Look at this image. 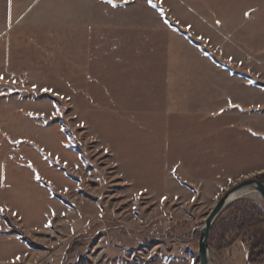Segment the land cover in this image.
<instances>
[{
	"label": "rangeland",
	"instance_id": "1",
	"mask_svg": "<svg viewBox=\"0 0 264 264\" xmlns=\"http://www.w3.org/2000/svg\"><path fill=\"white\" fill-rule=\"evenodd\" d=\"M156 2L208 37L201 48L174 39L139 2L138 78L168 72L169 98L130 96L133 66L122 76L123 66L98 63L111 32L140 17L96 0H0V264H200L211 210L264 174V88L211 58L264 83V0ZM184 84L191 94L180 95ZM255 205L264 208L258 193L239 197L217 220ZM246 242L221 251L210 241V264H252Z\"/></svg>",
	"mask_w": 264,
	"mask_h": 264
},
{
	"label": "crops",
	"instance_id": "2",
	"mask_svg": "<svg viewBox=\"0 0 264 264\" xmlns=\"http://www.w3.org/2000/svg\"><path fill=\"white\" fill-rule=\"evenodd\" d=\"M96 1L100 2V4H102L103 6H107V8L115 12H118V13L121 12L124 17H140L141 19L139 20L140 22L136 20L138 22L131 21L130 23L128 22L129 20H125L124 23H127L126 25H131L132 27L131 30L129 31L127 29H123L125 27L123 28L120 27L121 28L120 31L111 32V36H110L111 44H106V47H104L105 50L108 49L105 51L107 54V57L102 58L103 56H100V53L98 54L91 53V56H89V59L92 61L93 59L98 60L102 58L103 60H100V62L98 63L113 65V66L121 65V67L123 66L122 70L124 72L122 73V76L131 75V73H133V75H131V78H129V80L125 79L127 80V82L124 81L125 84H127L130 80L134 82L133 87L128 90L129 91L128 95L130 96H134V95L135 96L137 95L139 97L140 96L141 97L156 96L160 98L161 97H164V98L171 97L172 91L174 90H171L170 82L175 81V80H172L170 78L171 76L170 74H168V72H165L166 74H162V76L160 77L157 76V79H159V81L144 80L143 82L142 80L138 78L140 74V62L144 55V51H143L144 43L147 42V41L145 42L143 37H141L143 36V33L145 32V29H144L145 10L143 8L139 9L138 5H141L139 4V2L144 3L145 0H96ZM207 1H208V4L207 3L206 4L208 8L213 7L214 2H216V0H207ZM147 3L149 4V7H150V10H148V13L151 14L153 17V21H152L153 24H157L159 27L162 28L163 31L170 33L174 39L182 38V41H185L189 46H194L196 44L200 48L204 47L203 43L205 41H203V39H207L208 37L204 35L196 37V35H194V33L191 31V29L187 27L188 24H183L181 19H178L177 17H175L170 7H166V5L164 4L160 5L159 3L156 2V0H147ZM130 6H134V7L137 6V7L134 9H129ZM199 7H205V0H201V4H199ZM214 18L215 17L213 16H207V15L201 16V19L204 21V24L207 27H209V29L212 28L211 27L212 23H214L215 26H220V23H218L216 19L214 20ZM91 22L92 21L90 20V23ZM139 23H141L140 26H139ZM96 30H94L93 27L90 26L89 27L90 36L93 35L94 33H96L97 35L98 31L96 32ZM113 33L115 34L120 33V34H123V36L119 38L116 35H113ZM98 37H91L89 44H91L92 46L94 45L93 38H95L96 44H98V41H97ZM200 40L202 41L199 42ZM185 42H183V44H185ZM95 47L96 45L94 46V48ZM130 49H132L133 51H130ZM166 63L168 64V60H166ZM128 65L133 66V68L130 70L131 73L126 71V68ZM181 78L183 79L184 82L191 81L192 79L188 77L186 80H184L185 78H183L182 76ZM188 86L190 87V85L184 84L182 93L180 95L186 96L188 93L191 94L190 90L187 89ZM150 91H152V94H149ZM66 139L67 138H65V140ZM66 147L69 152L72 151L68 146ZM39 148L41 149L42 147H39ZM42 151L44 152V154H48L43 148H42ZM39 161H42V156L41 158L39 157ZM43 161L41 163H43ZM263 164L264 162L260 163V165H263ZM256 170H258L259 174L263 173L264 165L262 166V168L256 169ZM34 179H35V175L33 176V179L31 180H34ZM35 181L36 179L33 182ZM35 183H38V182H35Z\"/></svg>",
	"mask_w": 264,
	"mask_h": 264
},
{
	"label": "trees",
	"instance_id": "3",
	"mask_svg": "<svg viewBox=\"0 0 264 264\" xmlns=\"http://www.w3.org/2000/svg\"><path fill=\"white\" fill-rule=\"evenodd\" d=\"M203 52L210 55V53L205 49H203ZM211 58L217 64L225 67L230 72L242 77H246L248 80L253 82L254 85L264 88V83L256 82L253 78L241 72H235L230 66L218 62L214 56H211ZM53 101L56 104L59 103L56 100ZM63 129L68 137L71 140H74L73 133L65 127H63ZM73 147L81 153V148L77 147V144H75ZM258 179L264 183V174L260 175ZM39 182L51 190L53 189L52 186L44 180L39 179ZM53 195L54 197L60 199L63 203L67 204V202L59 197L55 192H53ZM232 208H234V206H232ZM240 208H234L235 210L231 220L224 219L222 221L217 220L215 222L213 231L210 235V241L215 242L218 240L220 242L219 250L221 251L232 247V245L236 244L238 241H241L242 243L247 241L246 247L248 252V261L252 264H260L262 261H264V208L256 205L251 207V209H248L247 207ZM19 237L28 246H30V240H28L22 234H20Z\"/></svg>",
	"mask_w": 264,
	"mask_h": 264
},
{
	"label": "water",
	"instance_id": "4",
	"mask_svg": "<svg viewBox=\"0 0 264 264\" xmlns=\"http://www.w3.org/2000/svg\"><path fill=\"white\" fill-rule=\"evenodd\" d=\"M245 189H251L253 193H258L264 201V183L257 178L247 179L226 192L211 210L202 226L198 244L200 264L211 263L210 234L213 225L218 217L237 199L233 198L234 195Z\"/></svg>",
	"mask_w": 264,
	"mask_h": 264
},
{
	"label": "bare ground",
	"instance_id": "5",
	"mask_svg": "<svg viewBox=\"0 0 264 264\" xmlns=\"http://www.w3.org/2000/svg\"><path fill=\"white\" fill-rule=\"evenodd\" d=\"M251 191H252L251 189H245V190L237 193L236 195H234L233 198H239V197H243V196L247 197V196H250V195L252 196L253 191L252 192Z\"/></svg>",
	"mask_w": 264,
	"mask_h": 264
}]
</instances>
